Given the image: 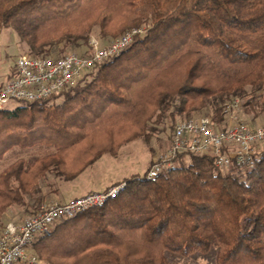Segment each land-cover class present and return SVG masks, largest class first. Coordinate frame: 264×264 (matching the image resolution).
Returning <instances> with one entry per match:
<instances>
[{
	"label": "trees",
	"instance_id": "obj_1",
	"mask_svg": "<svg viewBox=\"0 0 264 264\" xmlns=\"http://www.w3.org/2000/svg\"><path fill=\"white\" fill-rule=\"evenodd\" d=\"M143 25L77 85L0 108V160L13 148L57 149L24 178L23 162L0 175V225L27 185L74 177L79 158L147 138L152 122L171 138L182 119L225 121L236 99L246 114L264 112V0H0V35L10 28L34 56H89L94 36L105 46ZM124 182L101 206L56 222L33 252L51 264H264V150L249 169L225 173L209 155L181 154L156 177Z\"/></svg>",
	"mask_w": 264,
	"mask_h": 264
},
{
	"label": "built area",
	"instance_id": "obj_2",
	"mask_svg": "<svg viewBox=\"0 0 264 264\" xmlns=\"http://www.w3.org/2000/svg\"><path fill=\"white\" fill-rule=\"evenodd\" d=\"M143 28H132L102 46L91 40L92 54L68 52L61 57L34 56L22 52L17 57L13 73L0 82V108L13 102H32L59 94L78 84L83 74L96 63L119 55ZM240 100L230 103L226 119L216 123L211 117H196L178 121L166 149L156 153L147 170L149 178L156 177L175 165L181 154L209 155L215 165L228 173L233 168H252L255 156L264 150V124L252 125L238 116ZM121 182L105 191H92L67 201H51L23 222L8 221L0 230V264H41L30 248L40 237L49 233L56 222L71 218L81 211L104 204L125 186Z\"/></svg>",
	"mask_w": 264,
	"mask_h": 264
},
{
	"label": "rangeland",
	"instance_id": "obj_3",
	"mask_svg": "<svg viewBox=\"0 0 264 264\" xmlns=\"http://www.w3.org/2000/svg\"><path fill=\"white\" fill-rule=\"evenodd\" d=\"M141 28L146 30L145 25L141 26ZM93 38H96L102 45L103 41H101L98 36H94ZM22 52H28L27 47L24 44H20L18 42L15 33H13L10 28L4 30L0 35V82H5L7 76L13 73L17 57ZM62 99L63 98L60 97L58 101H61ZM16 104L17 102L10 103L8 107L12 108ZM238 116L245 122H248L252 125L264 124V112L255 117L253 113L246 114L242 109H240ZM196 117H199V115ZM149 126L150 127L147 130L149 137H133L121 145H114L113 151H107L112 155H106L101 159L100 164L96 166L97 169L92 177L79 178V181L76 183L77 188L75 189V193H83L82 191L84 190L83 188L85 185H88L92 188L91 190L94 191H105L121 182H124V180H120L119 182L110 185V183L113 181L130 178L136 175H143L145 171L150 168L154 155L166 149L170 143L169 129L163 130L164 125H157L153 122L150 123ZM94 155L95 153L93 152L87 157L89 159ZM10 158L11 155H7V157L5 156L3 160L0 161V167L7 165V163H9L11 160ZM83 164L85 169L89 167V163ZM106 186L108 187L105 188ZM5 223L6 222L1 223L0 226H4ZM1 229L2 227L0 230ZM30 250L33 252L32 247ZM39 258L41 259V264H51L44 258Z\"/></svg>",
	"mask_w": 264,
	"mask_h": 264
},
{
	"label": "crops",
	"instance_id": "obj_4",
	"mask_svg": "<svg viewBox=\"0 0 264 264\" xmlns=\"http://www.w3.org/2000/svg\"><path fill=\"white\" fill-rule=\"evenodd\" d=\"M57 149L54 146H48V145H40L33 148L28 149H20V148H13L12 150L8 151L6 153L7 155H11V160L7 165L4 167H0V175L6 171V169L9 166H13V168H16L19 166V163L23 162V168L21 170V176L22 178L26 177L28 173L26 174V170H32V168L35 167L33 165V161L36 158H42L43 160L48 161L50 155H54L56 153ZM91 155V154H90ZM106 155H112L111 153L104 152L100 155H94L93 157L89 158L87 156L79 158V165L75 169H69L70 173H76L74 177H66L63 175H56L54 173H47L46 176H43V179L41 180V183H34L33 185H27L26 191H24L21 194H18V204L10 206L4 215L1 218V222H8V221H15V222H23L27 218H29L32 214L35 213L37 206H39L42 203L51 202L53 200H60V201H67L71 197H77L85 195L86 193L90 191L92 188L88 185L84 186L83 193H75V189L77 188V181H79V178L82 177H92L94 172L97 169V165L100 164L101 159ZM1 159L0 161H2ZM90 161V162H87ZM83 163H89L88 168H84ZM15 164V165H14ZM29 171V172H30ZM26 180V179H25ZM125 180L124 179H118L116 181H113L110 183L112 185L113 183L119 182V181ZM18 179H13L12 184L16 185ZM28 182V180H27ZM33 183V182H32ZM109 186V185H108ZM106 186L105 188H107ZM89 187V188H88ZM2 226H0L1 228Z\"/></svg>",
	"mask_w": 264,
	"mask_h": 264
}]
</instances>
